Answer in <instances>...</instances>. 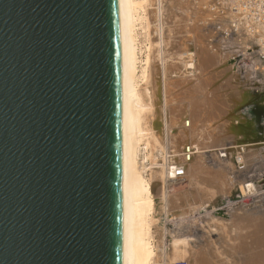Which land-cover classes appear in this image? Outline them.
<instances>
[{"label":"bare ground","instance_id":"6f19581e","mask_svg":"<svg viewBox=\"0 0 264 264\" xmlns=\"http://www.w3.org/2000/svg\"><path fill=\"white\" fill-rule=\"evenodd\" d=\"M232 5L230 0H120L124 264H175L177 259L210 264L208 255L217 254L216 248L203 250L201 237L217 238L224 257L241 253L239 264H264V212L251 217L248 205L239 206L244 208L240 219L227 224L214 218L213 208L208 234H202L206 225L190 236L181 230L169 234L174 218L189 219L197 208L207 211L215 192L252 195L255 183L242 178L249 165L264 166V59L255 55L264 47V19L249 20ZM235 20L241 29L210 45L203 23L215 22L217 33L231 30ZM186 144L193 147L189 159L182 152ZM210 150L214 164L206 160ZM235 157L241 166H234ZM178 167L181 175L175 174ZM179 182L188 189L174 193ZM229 230L236 231L235 238ZM251 236H258L262 248L248 247Z\"/></svg>","mask_w":264,"mask_h":264},{"label":"water","instance_id":"95a60500","mask_svg":"<svg viewBox=\"0 0 264 264\" xmlns=\"http://www.w3.org/2000/svg\"><path fill=\"white\" fill-rule=\"evenodd\" d=\"M0 264H124L120 0H0Z\"/></svg>","mask_w":264,"mask_h":264},{"label":"rangeland","instance_id":"374dc122","mask_svg":"<svg viewBox=\"0 0 264 264\" xmlns=\"http://www.w3.org/2000/svg\"><path fill=\"white\" fill-rule=\"evenodd\" d=\"M203 25H204V27H203V31L206 33V40H209L208 42L210 43V45H215V42L216 41H218V40H223V42L222 43H224V41H227V40H229L231 37H233V33H232V31L231 30H229V31H226V30H224L223 28H219V29H217V33H216V29H215V22H210V21H205L204 23H203ZM231 32V33H230ZM258 49V48H257ZM256 52V57L258 58H260V51H255ZM248 54H249V52H248ZM246 61H248V59H246ZM246 61L241 65V76H242V78L244 77V74H245V70L248 68V66H247V63H246ZM242 63V62H241ZM252 71H253V74H254V76L257 74L256 73V71L257 70H255V69H252ZM211 73L212 72H210V75H211ZM206 74H208L206 77H207V79H209V77H210V75H209V73H206ZM211 80H208V81H211V83H212V79H214V76H213V78L211 77L210 78ZM214 86H215V83H214ZM239 144H241L240 142H239ZM211 150H210V152H206V160L209 162V163H211V164H214L213 162V159H212V155H211ZM223 156H222V158H225V162H227L226 161V159H227V157L224 155V154H222ZM225 156V157H224ZM235 158H233V160H234ZM224 162V163H225ZM232 163H234L235 164V162L234 161H232ZM227 164H228V162H227ZM241 164V163H240ZM233 165V164H232ZM234 166H241V165H234ZM243 166V165H242ZM247 166V165H246ZM250 166V169H249V167H248V173L246 172L245 173V177L244 178H242V181H243V183H244V180L246 179L247 181H248V179L250 180H252L254 183H255V186L256 187H254L253 186V191H255V192H253V194L251 195H248V196H245V197H242V196H237V197H239V198H237L236 197V195L234 196V194H231V195H228V196H225L224 194L222 195V193H217V192H215V198H214V200H212L213 202L211 203V205L210 206H212V207H210L209 206V204L206 206V208H205V210H207V211H203L202 209H200V208H197L196 209V211H195V214L194 215H191V216H188V217H191V218H187L186 220L185 219H178V218H174V220L173 221H171V223H170V226H169V234L172 236H176L177 234H179L176 230H181V232L182 231H185V232H182L184 235H193L194 233H196V231H197V228H199V229H202L201 227H204L205 225H206V227H204L203 229V231H202V234L203 233H205V234H208L207 232L209 231V230H207L208 228L210 229V224H211V222H209L208 221V219H210V211H213L214 209H215V211L214 212H211L212 213V215H214L215 217L214 218H216V216H217V219L216 220H221V221H219L220 223H224V224H227V223H229L231 220H232V218L234 217V220L236 219V220H238V219H240V215H242V211L240 210V209H244L245 208V206L246 205H248L249 207H248V209H247V211H246V213L248 212L249 214H251L252 213V211H253V214H251V215H253V216H251V217H258V215H260L261 216V214H260V212H264V166H262V167H258V162H256V163H253L252 165H249ZM247 168V167H246ZM246 168L245 167H243L242 169H240V171H242V170H246ZM235 169H236V167H235ZM233 172H235V170H234V168H233V170H232ZM239 171V170H238ZM232 172V173H233ZM236 174H238V175H240V173H236ZM245 180V181H246ZM177 187H176V186ZM174 186H173V192L174 193H181V192H184V191H186L187 189H188V185L186 184V182H179V183H177V184H175ZM184 189V190H183ZM179 190V191H178ZM178 191V192H177ZM242 197V198H241ZM228 198V199H227ZM260 200H261V202H263L262 203V205H261V202H260ZM241 201V202H240ZM254 202H256V203H254ZM242 204V205H241ZM250 204V205H249ZM256 204H259V205H256ZM244 205V206H243ZM253 205V206H252ZM254 205H256L257 207H255ZM261 205V206H260ZM209 206V207H208ZM239 206H242V207H244V208H241V207H239ZM214 208V209H213ZM258 210H257V209ZM212 209V210H211ZM263 209V210H262ZM256 210V211H255ZM260 211V212H259ZM174 212V213H173ZM203 212V213H202ZM204 212H206V214L204 213ZM231 212V213H230ZM234 212V213H233ZM240 212V213H239ZM254 212H256V213H254ZM172 213L173 214H178V213H180V210L179 209H174V211H172ZM200 213V214H199ZM233 213V214H232ZM247 213V214H248ZM259 213V214H258ZM205 214V215H204ZM234 214H236V215H234ZM248 214V215H249ZM254 214H256L255 216H254ZM193 216V217H192ZM240 216V217H239ZM195 217V218H194ZM207 217V218H206ZM209 217V218H208ZM236 217V218H235ZM239 217V218H238ZM205 218V219H204ZM213 218V219H214ZM220 218V219H219ZM255 219V218H254ZM176 220V221H175ZM205 221H208L209 223H206ZM210 221H211V219H210ZM229 221V222H228ZM174 222V223H173ZM202 222L203 223H205V224H202ZM254 221H252V223H253ZM173 223V224H172ZM182 225H181V224ZM243 223H245V224H250L251 222L250 221H248V220H245ZM251 223V224H252ZM178 224V225H177ZM200 224V225H199ZM180 225V226H179ZM183 225H184V227H183ZM204 225V226H203ZM215 225L216 226H219V225H217V223H215ZM208 226V227H207ZM252 225H248L247 226V228H251L252 229V231H254L253 230V227H251ZM179 227V228H178ZM170 228H172V229H170ZM178 228V229H177ZM195 230H194V229ZM249 228V229H250ZM193 229V230H192ZM207 231H206V230ZM248 229V230H249ZM174 230V231H173ZM177 232V234H175L176 232ZM205 231V232H204ZM173 232V233H172ZM175 232V233H174ZM181 232H180V234H181ZM188 232V233H187ZM233 232L235 233V235H234V233L232 234V231L230 232V230H229V235H230V233L232 234V235H230L231 237H233V238H235V236L237 235V233H236V231L235 230H233ZM234 235V236H233ZM214 237H216V235H213ZM251 237H254V236H251ZM249 238L248 239V243L250 242V243H252V244H247V245H249L248 247L249 248H253L254 250H259L260 248H262L261 246H260V240H259V238H257L256 236L254 237V238ZM190 238H192V237H190ZM201 241L203 242V244H205L206 243V247L204 248L203 247V245H201V247H203L202 249L204 250V249H210L211 251H214L213 249L214 248H216L215 249V251L214 252H217V254H215L214 253V255L211 253L210 255H208V258H209V260H212V261H210V264H239L240 262H241V260H240V258H242V255L240 256V254L238 253V255L237 254H233L234 256H232V254H227V253H229V251L225 254L226 256L224 257V251L222 252H219V250L221 249H217V248H219L218 246V244L216 243V241L217 242H219V240L217 239V238H211L210 237V239H209V237H208V241L205 239L204 240V237H201ZM211 239H213V240H211ZM214 240H215V242H214ZM251 240V241H250ZM213 241V242H212ZM205 242V243H204ZM209 242H211V243H209ZM255 242V243H254ZM218 245V246H216V244ZM212 244V245H211ZM256 244V245H255ZM252 245V246H251ZM213 248H212V247ZM257 246V247H256ZM263 248H264V246H263ZM201 249V250H202ZM224 249V248H223ZM218 250V251H217ZM222 250V249H221ZM254 252V251H253ZM220 253V254H219ZM218 254L220 255V256H218ZM222 254V255H221ZM229 255V256H228ZM218 256V257H217ZM231 256H232V258H231ZM239 256V257H238ZM238 257V258H237ZM244 257H245V255H244ZM224 258H226V259H224ZM232 261H230L229 259ZM182 259V258H181ZM223 260H226V261H223ZM240 262H239V261ZM180 260L179 259H177V261H176V263L177 262H179ZM182 261H184V262H187V260H182ZM247 261V260H246ZM231 262V263H230ZM175 263V264H176Z\"/></svg>","mask_w":264,"mask_h":264},{"label":"built area","instance_id":"2783aa9c","mask_svg":"<svg viewBox=\"0 0 264 264\" xmlns=\"http://www.w3.org/2000/svg\"><path fill=\"white\" fill-rule=\"evenodd\" d=\"M232 2V8L235 12H238L240 10L242 13H244L249 20H261L264 19V0H230ZM234 22L238 23V20H235ZM231 27L232 33L238 31L241 29V24H234ZM231 33V32H230ZM264 59V47L260 51V59ZM190 144H186L183 148V155L189 159L192 152H193V147ZM244 147L241 145L239 146V152H243ZM234 162L236 165H240L241 160H239L238 157H235ZM183 173L182 167H178L175 170L176 175H181ZM250 182H245V188L246 191H248V185ZM176 264H186L184 261H179Z\"/></svg>","mask_w":264,"mask_h":264}]
</instances>
